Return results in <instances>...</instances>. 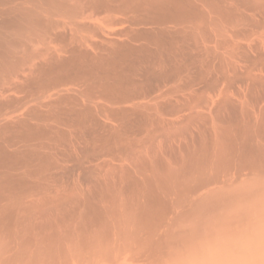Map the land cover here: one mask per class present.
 Wrapping results in <instances>:
<instances>
[{
    "label": "bare ground",
    "instance_id": "obj_1",
    "mask_svg": "<svg viewBox=\"0 0 264 264\" xmlns=\"http://www.w3.org/2000/svg\"><path fill=\"white\" fill-rule=\"evenodd\" d=\"M264 263V0H0V264Z\"/></svg>",
    "mask_w": 264,
    "mask_h": 264
},
{
    "label": "rangeland",
    "instance_id": "obj_2",
    "mask_svg": "<svg viewBox=\"0 0 264 264\" xmlns=\"http://www.w3.org/2000/svg\"><path fill=\"white\" fill-rule=\"evenodd\" d=\"M159 262V261H158ZM158 264H163V263H158ZM207 264H214L213 262H210V263H207ZM215 264H217V263H215ZM221 264V263H220ZM227 264V263H226ZM262 264H264V263H262Z\"/></svg>",
    "mask_w": 264,
    "mask_h": 264
}]
</instances>
